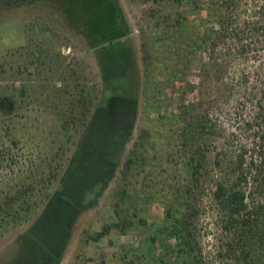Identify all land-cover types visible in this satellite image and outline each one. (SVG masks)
<instances>
[{"label":"rangeland","instance_id":"rangeland-1","mask_svg":"<svg viewBox=\"0 0 264 264\" xmlns=\"http://www.w3.org/2000/svg\"><path fill=\"white\" fill-rule=\"evenodd\" d=\"M77 2L0 0V202L13 197L22 213L20 224L0 238V264H56L48 258L40 263L32 256L33 245H29L34 234L30 231L46 215L49 205L65 213L71 230L59 264H179L178 251L163 252L159 244L150 245V237L166 219L164 200L169 201L175 190L189 183L178 104L193 100L194 94L184 97L178 92L179 84L164 83L166 78L155 74V68L160 69L157 56H153L152 70H148L150 60L144 61L142 45L149 42L153 54L159 38L157 22L180 13L187 15L189 7L187 2L177 7L168 1L118 0L134 50L137 85L132 77L134 69L128 77L138 107L127 144L116 155L121 166L100 193L108 173L100 174L102 182L90 191H81L71 182L78 172L75 155L103 89L96 51L70 24L62 8L64 3L74 10ZM89 6L94 8L91 0ZM236 65L228 77L230 90L221 86L215 100L206 97L201 109L210 114L224 135L215 141L211 155L222 149L231 153L244 149L250 165L257 156L259 135L264 132L263 120H259L263 131L249 126L257 115L254 101L261 90L260 69L252 61ZM238 71L246 74L244 81ZM197 75L188 80L200 84ZM208 93L206 89L204 94ZM79 97L92 102L90 110L83 111L85 116L79 112ZM73 112L78 117L74 124ZM134 152L139 165L124 181L122 165L135 157ZM67 189L78 197L79 211L72 209L69 197L61 196ZM209 201L210 196L204 200L203 208L207 209L197 231L203 249L215 256L224 236L221 217L210 208ZM123 221L130 226L112 228L99 242L93 240L104 227ZM215 264L225 263L218 260Z\"/></svg>","mask_w":264,"mask_h":264},{"label":"trees","instance_id":"trees-1","mask_svg":"<svg viewBox=\"0 0 264 264\" xmlns=\"http://www.w3.org/2000/svg\"><path fill=\"white\" fill-rule=\"evenodd\" d=\"M91 1L94 8H90L89 0H78L74 10L62 3L70 24L96 51L103 82L100 102L75 155L78 172L71 177V182L81 191H90L102 182L103 179L98 178L100 174L108 173L102 193L121 166L116 155L123 150L132 132L138 100L132 93L128 74L134 69L132 77L137 85V73L130 31L118 0ZM164 1L177 7L187 2L189 12L160 19L155 54L150 51L149 42H145L143 58L150 60L147 69L152 70L153 56H157L160 69L155 68V74L165 77L164 83L172 82L175 87L179 84L178 92L184 97L194 94L193 100H182L178 104V119L183 126L181 147L187 156L190 178L188 184L172 193L169 201L164 200L166 219L156 226L150 245L159 244L166 253L169 249L178 251L179 264H215L218 260L225 264H264V132L259 135L257 156L250 165L246 163L244 149L234 153L222 149L211 155L215 141L224 135L210 119V114L202 112L206 97L215 100L221 86L230 90L228 77L236 64L252 61L259 64L261 90L254 101L257 115L253 124L256 123L249 126L262 129L259 120L264 121V0H156L160 4ZM196 73L202 80L198 85L188 80ZM238 73L244 81L246 74ZM206 89H209L207 96ZM79 102V112L85 116L92 102L82 101L81 97ZM72 115L74 124L78 117L75 112ZM133 154L135 157H129L122 165L124 181L139 165V157ZM70 190L61 196L69 197L72 209L79 211L78 197ZM209 196L210 208L221 217L224 236V243L215 256L203 249L197 231V223L207 209L203 208L204 200ZM122 198L126 200L125 195ZM13 199L6 197L0 202V238L22 221L21 210ZM47 209L46 215H42L30 231L34 234L33 243L29 245H33L32 256L40 263L48 258L59 264L71 230L64 220L65 213L60 214L52 205ZM128 226L130 224L123 221L104 227L93 240L99 242L112 228ZM40 229L43 232L36 234Z\"/></svg>","mask_w":264,"mask_h":264}]
</instances>
